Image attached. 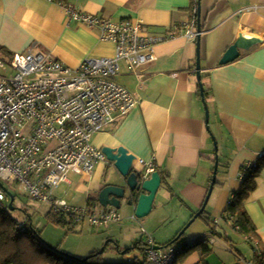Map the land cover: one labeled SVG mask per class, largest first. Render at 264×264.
Listing matches in <instances>:
<instances>
[{
    "label": "crops",
    "instance_id": "obj_1",
    "mask_svg": "<svg viewBox=\"0 0 264 264\" xmlns=\"http://www.w3.org/2000/svg\"><path fill=\"white\" fill-rule=\"evenodd\" d=\"M191 3L192 0H0V57L8 60L13 54L32 49L33 53H48L72 69L87 58H112L114 45L100 41L97 28L70 21L64 6L111 22H140L145 32L153 36L172 34V38L156 46L155 61L138 73H131L120 62L114 81L127 89L137 104L125 116L104 126L92 137L91 144L100 150L126 149L135 157L134 168L143 169L139 161L153 166L161 184L150 213L177 203L175 213L164 221L169 220L168 229L174 238L201 209L217 154L215 183L203 210L204 216L216 223L214 233L198 216L181 241L205 237L209 252L204 257L199 248L182 252L175 264H248L246 261L251 257H243L236 251L245 260L237 255L218 258L210 246L215 245L222 212L241 187L242 167L264 154V0H198L200 76L206 91L209 132L204 124L205 112L195 74L196 39H186L181 29L191 19ZM196 29L197 23L194 28L197 32ZM240 35L259 43L248 50H239L233 62L220 65L223 54ZM211 136L216 142V153ZM260 159L255 188L244 202V209L264 248V156ZM110 168L105 161L97 164L89 175H78L75 183L68 178L63 183L84 195L85 207L100 213L112 211L127 219L132 209L125 207V202L121 215L97 202L99 190L112 183L106 174ZM53 196L56 199L55 190ZM88 199L91 202L87 205ZM131 219L135 220L132 216ZM119 222L120 219L112 223ZM112 223L95 229L106 230ZM141 224L142 236L151 239L148 235L151 224L145 221ZM152 233L157 235L155 230ZM108 236L107 244L125 249L121 248L119 238ZM151 240L156 247H162ZM97 248L88 249L87 255Z\"/></svg>",
    "mask_w": 264,
    "mask_h": 264
},
{
    "label": "built area",
    "instance_id": "obj_2",
    "mask_svg": "<svg viewBox=\"0 0 264 264\" xmlns=\"http://www.w3.org/2000/svg\"><path fill=\"white\" fill-rule=\"evenodd\" d=\"M197 3L192 0L191 19L181 28L188 40L198 35L194 31ZM63 10L70 21L97 28L99 40L113 44L115 54L112 58H87L75 69L32 49L8 60L0 57V182L17 185L29 199L47 204L52 213L72 218L75 226L87 222L99 228L118 222L119 217L90 206H68L54 199L53 192L66 181L68 172L87 176L106 161L91 138L137 104L128 90L114 81L120 62L131 73H138L155 61L156 46L173 36L150 35L140 22H111L80 14L69 6ZM139 163L147 179L153 166ZM250 167H242L240 181ZM8 203L0 190V204L7 208ZM187 243L156 247L147 238L143 264H175Z\"/></svg>",
    "mask_w": 264,
    "mask_h": 264
},
{
    "label": "rangeland",
    "instance_id": "obj_3",
    "mask_svg": "<svg viewBox=\"0 0 264 264\" xmlns=\"http://www.w3.org/2000/svg\"><path fill=\"white\" fill-rule=\"evenodd\" d=\"M114 173L115 171H113L112 168L107 169L106 174H108V180L111 181V179L116 176ZM66 177L72 183H75L76 180L80 178L77 174L71 172H68ZM1 183L5 188L10 190L9 192L14 196L13 206L15 209L9 211V215L18 222H22L30 216L33 227L40 231V240L43 243L73 258H85L88 249L93 246L98 247L97 251H100L106 243L107 237H109L108 234L112 235L114 238L120 239L118 241H120L121 248L130 247V245L132 246L138 240L146 242V239L141 234L140 228V226L143 227L141 224L143 221L151 224V228H148L151 229L148 235L151 239L155 240L158 246H163L174 238V236L171 235V231L168 229L170 223L167 222L169 220L166 222L164 221L175 213L178 208L177 205H175L177 203L168 205L159 212L156 210L152 211L146 217L135 219L134 221L131 219L132 213L128 214L127 219H123V217L119 216L120 222L110 224L107 226L106 230H104V228L98 230L89 227L88 223L84 222L81 223L82 225L74 227L76 228L74 231L67 232L68 227L61 228L49 220L47 217L49 206L47 204L29 199L23 192H20L17 185H12L11 187L7 182ZM55 196L57 201L64 200L72 205H85V200H83L84 195L77 190H70V186L63 182L55 189ZM123 211L124 209L121 208L117 212L121 215ZM118 225L119 227H117ZM153 230L157 231L156 236L152 233ZM217 235L218 236L214 237L215 245L212 244L210 246L215 254L214 256L218 258L222 257V259L232 256L236 257L235 252L238 251L243 257H251V244L246 241V238L238 233L231 224L221 221L218 226ZM183 238L184 236L181 239ZM226 240H230V242ZM140 255V252L136 249L131 250L127 255H117L107 249L104 253V259L105 262L109 264H129V258L139 257Z\"/></svg>",
    "mask_w": 264,
    "mask_h": 264
},
{
    "label": "trees",
    "instance_id": "obj_4",
    "mask_svg": "<svg viewBox=\"0 0 264 264\" xmlns=\"http://www.w3.org/2000/svg\"><path fill=\"white\" fill-rule=\"evenodd\" d=\"M203 93L204 97H206V91L204 89ZM261 158L263 159V157ZM258 160L261 159L259 158ZM257 161L251 163V167L246 171L241 181L240 189L233 193L220 217L225 223L231 224L251 244L252 256L250 260L246 261L249 264H264V248L261 247L255 233V227L244 209V202L255 188V179L261 167ZM90 202L91 199H88L87 205ZM204 214L205 212L199 215V217L205 221L210 231L214 233V225L216 223L211 221L213 223L212 226L210 219L205 217ZM47 217L52 223L61 228L68 227L67 232L74 231V227H76L72 222V218L69 216L52 213L49 210ZM178 234L162 247L180 244L184 234L175 242ZM226 241L230 242V240ZM145 247L146 242L142 240L136 241L131 247L125 248L124 250L106 244L104 245V252L102 254H99V251L96 250L88 254L85 258H73L43 243L40 240V231L33 227L30 216H28V219L18 222L9 215V210L5 205L0 204V264H109L104 259V253L107 249L117 255H127L131 250L136 249L141 255L139 257L129 258L128 262L129 264H143ZM196 248H199V252L203 257L207 255L209 252L207 239L202 237L188 242L183 252L189 253ZM122 252L125 253L122 254ZM235 254L238 258L244 259L241 258L238 252H235Z\"/></svg>",
    "mask_w": 264,
    "mask_h": 264
},
{
    "label": "water",
    "instance_id": "obj_5",
    "mask_svg": "<svg viewBox=\"0 0 264 264\" xmlns=\"http://www.w3.org/2000/svg\"><path fill=\"white\" fill-rule=\"evenodd\" d=\"M197 37H196V61H195V74L199 86V93L202 99V104L205 112V127L209 132L208 128V108L204 101L203 85L201 83L200 76V57H199V47H200V26H199V8L197 9ZM259 43V40L254 38H244L243 36H238L237 40L232 44L226 52L223 54L219 61L220 65H225L227 63L233 62L239 56V50H248L254 44ZM214 144V152L216 153V142L214 137H212ZM102 154L105 156L106 162L114 169L116 176L112 178L111 182L104 185L97 194V202L103 208H112L115 211L121 209L122 203L125 207L132 209V217L134 219H142L146 217L151 209L155 199V195L160 187L161 179L157 172H152L149 178H143V169L134 168L133 162L135 157L128 153V151L122 147L109 148L103 147L101 149ZM218 161L217 154H215V164L213 168L211 184L208 188L207 195L203 202L201 209L195 214V216L186 224V226L179 232L175 239V242L185 233L187 228L190 226L192 221L196 219L204 210V207L209 199L213 185L215 183L216 171H217ZM0 190H2L9 203L7 209L13 211L14 197L13 195L0 183ZM107 242L105 243V245ZM104 252V246L100 249L99 254ZM125 252H122L124 254Z\"/></svg>",
    "mask_w": 264,
    "mask_h": 264
}]
</instances>
